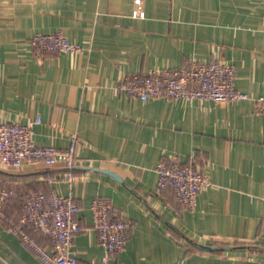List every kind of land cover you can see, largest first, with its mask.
<instances>
[{
    "label": "crops",
    "instance_id": "crops-1",
    "mask_svg": "<svg viewBox=\"0 0 264 264\" xmlns=\"http://www.w3.org/2000/svg\"><path fill=\"white\" fill-rule=\"evenodd\" d=\"M0 0V123L32 124L35 144L65 148L76 136L73 178L61 164L0 165L5 205L17 218L31 191L71 192L84 229L74 252L93 264H264V0ZM60 32L82 46L37 58L29 38ZM190 60L235 67L251 96L224 103L141 100L116 90L128 74L179 68ZM194 155L211 185L182 208L156 192V164ZM113 172L117 177L106 171ZM112 200L131 224L125 248L109 254L92 226L90 203ZM35 240L49 248L41 233ZM226 246L206 250L200 246ZM0 264H42L0 220Z\"/></svg>",
    "mask_w": 264,
    "mask_h": 264
},
{
    "label": "built area",
    "instance_id": "built-area-1",
    "mask_svg": "<svg viewBox=\"0 0 264 264\" xmlns=\"http://www.w3.org/2000/svg\"><path fill=\"white\" fill-rule=\"evenodd\" d=\"M133 17L145 15L142 0H133ZM33 54L42 59L60 52L79 53L83 48L69 41L60 32L35 33L29 38ZM235 67L231 64L211 60H190L179 68L151 69L125 75L116 85L118 92L141 100L158 97L188 100L210 99L224 103L248 99V93L238 90L234 84ZM256 109L264 113V95L252 97ZM17 121L0 123V165L17 168L25 162L61 164L67 179L73 178L76 161V136H72L65 148L38 145L32 139V124ZM156 192H171L184 209H193L200 190L211 185L205 164L200 165L196 156L187 161L177 156L160 159L156 164ZM15 196V191L0 187V220L18 232L22 242L37 255L42 264H93L79 260L73 244L84 226L78 219V205L71 192L44 193L31 191L17 218L5 211V205ZM92 226L98 242L109 254L121 252L126 245L131 224L128 220L112 216V200L107 196H96L90 203ZM44 234L49 248L37 243L34 235Z\"/></svg>",
    "mask_w": 264,
    "mask_h": 264
},
{
    "label": "water",
    "instance_id": "water-1",
    "mask_svg": "<svg viewBox=\"0 0 264 264\" xmlns=\"http://www.w3.org/2000/svg\"><path fill=\"white\" fill-rule=\"evenodd\" d=\"M106 172L111 174L114 177H117L113 172H110V171H106ZM200 247L203 248V249H206V250H210V251L217 250V249H226V248H228L226 246H216V245H213V246H203V245H201Z\"/></svg>",
    "mask_w": 264,
    "mask_h": 264
}]
</instances>
